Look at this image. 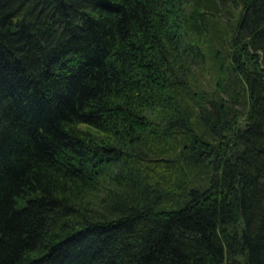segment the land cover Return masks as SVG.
I'll return each mask as SVG.
<instances>
[{"label": "trees", "instance_id": "1", "mask_svg": "<svg viewBox=\"0 0 264 264\" xmlns=\"http://www.w3.org/2000/svg\"><path fill=\"white\" fill-rule=\"evenodd\" d=\"M0 264H264V0H0Z\"/></svg>", "mask_w": 264, "mask_h": 264}]
</instances>
